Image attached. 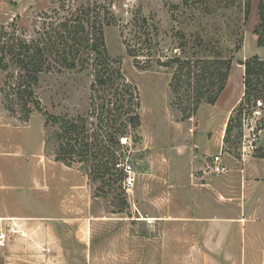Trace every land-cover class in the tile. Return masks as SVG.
<instances>
[{
    "label": "rangeland",
    "instance_id": "374dc122",
    "mask_svg": "<svg viewBox=\"0 0 264 264\" xmlns=\"http://www.w3.org/2000/svg\"><path fill=\"white\" fill-rule=\"evenodd\" d=\"M97 1L116 19L104 28L108 53L120 60L140 97L137 138H122L119 169L125 175L112 169V175L97 177L87 162L68 166L56 160L57 144L53 128L44 124L45 115L33 112L24 120L12 114L10 98L1 90L6 72L0 70V216L33 217L24 221L27 229L18 228L23 233L12 234L0 248V264H212L211 257L208 263L202 260L204 233L194 217L213 208L235 212V204L242 202L236 199L238 180L252 181L247 191L253 194L251 201L259 200L251 206H264V157L255 150L264 146V130L255 132L264 104L258 101L244 119L238 149H225L222 142L231 110L243 95L244 62L253 56L264 59V45H257L253 32L258 0H250L247 17L245 0L228 7L222 0H202L207 3L195 6L192 0ZM60 3L0 0V27L10 33L15 22L18 33L22 30L32 38L43 23L64 14ZM142 17L157 27L153 47L161 61L179 53V43L185 44L184 57H205L210 51L231 57L224 88L214 103L200 101L187 116L189 111L176 105L169 85L173 68L159 65L152 54L145 63L148 48L137 53L140 67L126 54L130 23ZM177 31L184 36L178 39ZM92 78L88 71H50L40 75L35 92L43 110L67 117L84 114L91 130L100 109L99 99H89ZM217 154L226 168L219 174L209 169ZM225 182L233 187L234 203L194 200L202 183L209 192ZM263 243L264 222L247 220L235 249L241 244L249 264L253 248Z\"/></svg>",
    "mask_w": 264,
    "mask_h": 264
},
{
    "label": "trees",
    "instance_id": "16d2710c",
    "mask_svg": "<svg viewBox=\"0 0 264 264\" xmlns=\"http://www.w3.org/2000/svg\"><path fill=\"white\" fill-rule=\"evenodd\" d=\"M222 1L225 2L223 6L228 7L236 0ZM244 2L247 17L251 2ZM197 3L207 1L192 0L194 6ZM59 8L64 14L57 15L56 11L57 17L43 23L32 38H27L20 29L18 33L15 22L10 24L13 27L10 33L4 31L5 26L0 27V70L6 72L1 90L10 98V112L19 118L27 120L33 112L45 115L44 124L53 128L52 138L57 144L56 160L68 166L74 162H87L89 171L97 177L112 175V169L123 177L125 174L119 169L123 164L122 138L131 137L134 141L137 138L140 97L137 87L125 77L120 60L109 55L105 44L104 28L114 25L116 19L111 10L97 0L76 3L61 0ZM257 12L258 24L253 32L257 35V45L263 46L264 0H258ZM130 25L131 37L124 39L126 54L134 57L140 67L137 53L148 48L145 63L154 55L159 65L173 68L169 85L176 105L184 112L189 111L187 116L195 112L200 101H216L231 67L230 56L213 55L210 51L205 57L194 54L184 57L185 44L179 43L180 52L161 61L153 47L158 32L155 23L142 17L133 19ZM176 34L178 39L184 36L181 31ZM64 69L88 71L93 77L89 99H99L100 109L97 123L91 130L86 115L51 114L43 110L36 95L35 88L41 74ZM243 88V95L226 122L222 138L225 149L236 150L241 146L244 119L251 116L258 101L264 104V59L253 56L244 62ZM262 130L264 115L255 125L256 133ZM255 150L259 152L258 157H264V146L255 147Z\"/></svg>",
    "mask_w": 264,
    "mask_h": 264
},
{
    "label": "crops",
    "instance_id": "0c3cea01",
    "mask_svg": "<svg viewBox=\"0 0 264 264\" xmlns=\"http://www.w3.org/2000/svg\"><path fill=\"white\" fill-rule=\"evenodd\" d=\"M251 183L252 181L250 180H243L241 184V182H239L238 180V195H236V199L242 202L240 205L235 204V207L237 209H235V212L231 210L221 211L219 209L217 210L216 208H213L207 211L208 214L206 213L205 216L202 215L194 217L197 222L201 223L196 224L202 226V232L204 233L201 240V256L202 260L205 263H208V259L209 257H211L214 260L212 261V264H248L247 255L245 253V250L243 251V248H241V244L239 245V250L235 249V240L237 238L238 232L242 230L243 225L247 220H251L253 221V223L264 222V206H251L253 203L258 204L259 200L258 198L255 201H251L253 194L247 191V187H249ZM201 186L202 187H199L200 193H196L198 196H196L194 200L204 203L205 200L207 201L209 197L210 201L213 204H217L219 202H229L227 204L234 203L233 201H231L232 199H234V197H232V194H230L233 193V187L229 183L225 182L222 185L223 188L212 187L213 190L211 191L215 190L216 192L206 191L207 189H204L203 186L205 185L203 183L201 184ZM225 186H228V190L225 189ZM204 194H207V197H204ZM257 196L259 195H255V197ZM219 197L222 198L220 199ZM201 212L203 214V211ZM10 218L17 224L18 228L24 227V229H27V226L25 224L26 222L24 221L30 220L33 217L18 215L16 216L12 214L0 216L3 224L6 225L10 223V221H8ZM19 232L23 233L22 230H20ZM11 236H9L7 242L10 241ZM252 255L254 256L252 258H249V264H264V243L262 245H258L256 248H253Z\"/></svg>",
    "mask_w": 264,
    "mask_h": 264
},
{
    "label": "built area",
    "instance_id": "2783aa9c",
    "mask_svg": "<svg viewBox=\"0 0 264 264\" xmlns=\"http://www.w3.org/2000/svg\"><path fill=\"white\" fill-rule=\"evenodd\" d=\"M209 169L216 174L223 173L226 170V168L221 164L219 154L212 157ZM8 221H10V223L6 225L3 224L2 219H0V248L6 246L9 236L19 232L17 224L13 222L11 218Z\"/></svg>",
    "mask_w": 264,
    "mask_h": 264
},
{
    "label": "water",
    "instance_id": "95a60500",
    "mask_svg": "<svg viewBox=\"0 0 264 264\" xmlns=\"http://www.w3.org/2000/svg\"><path fill=\"white\" fill-rule=\"evenodd\" d=\"M242 62V61H241Z\"/></svg>",
    "mask_w": 264,
    "mask_h": 264
}]
</instances>
